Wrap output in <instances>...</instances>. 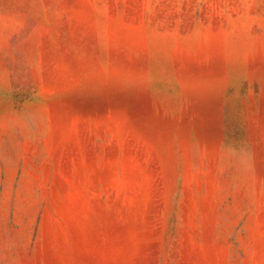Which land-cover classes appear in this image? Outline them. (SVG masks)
Returning <instances> with one entry per match:
<instances>
[{"label": "rangeland", "instance_id": "rangeland-1", "mask_svg": "<svg viewBox=\"0 0 264 264\" xmlns=\"http://www.w3.org/2000/svg\"><path fill=\"white\" fill-rule=\"evenodd\" d=\"M0 264H264V0H0Z\"/></svg>", "mask_w": 264, "mask_h": 264}]
</instances>
